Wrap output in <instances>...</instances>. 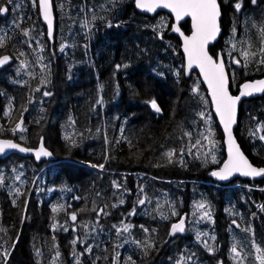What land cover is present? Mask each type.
Returning <instances> with one entry per match:
<instances>
[{"label":"trees","instance_id":"1","mask_svg":"<svg viewBox=\"0 0 264 264\" xmlns=\"http://www.w3.org/2000/svg\"><path fill=\"white\" fill-rule=\"evenodd\" d=\"M0 2V55L10 57L0 67V136L43 140L57 160L0 157V264H259L264 178L212 183L223 137L198 74L184 73L170 15H143L133 0H52L49 38L36 0ZM236 2L219 0L222 33L210 47L227 61L233 94L264 77V0H241L239 11ZM244 51L255 55L246 61ZM235 133L264 165V94L242 102Z\"/></svg>","mask_w":264,"mask_h":264},{"label":"snow or ice","instance_id":"2","mask_svg":"<svg viewBox=\"0 0 264 264\" xmlns=\"http://www.w3.org/2000/svg\"><path fill=\"white\" fill-rule=\"evenodd\" d=\"M136 6L140 9H144L149 12H154L157 8H167L170 9L172 13L175 14V18L177 21H180L184 17H190L192 21V34L190 36H185L183 32H180V28L178 26H173V31L180 32L181 36H183V47L184 52L187 55L188 68H192L193 65H196L200 68L201 73L204 76V80L208 84V88L211 91L212 100L215 104L216 112L219 115L220 121L224 126L225 133L227 134V144H228V160L225 161L223 168L219 171H215L212 173L213 176H217L220 179H227L234 172H239L245 176H258L264 175V168H256L253 167L249 161L245 158L243 153L240 151L239 146L236 144L235 139L232 136V125L236 122V107L238 101L243 96L252 95L256 92H264V80H259L256 82L245 83L241 87L240 95L232 96L228 90V76L225 72V64L223 58L214 59L212 56L208 54L207 45L210 41L216 39L217 35L220 32L219 26V18L221 16L220 5L218 0H135ZM253 3L256 0H252ZM13 0H7V4H12ZM241 0H237L234 7L237 11L241 9ZM39 7L42 12L43 18L47 21L48 24V35L52 36L53 22H52V3L51 0H39ZM8 12V8L4 5V3L0 2V14H4ZM19 26V25H17ZM262 43H264V27L260 29ZM24 34L28 35V31L24 30ZM4 46V38L0 37V47ZM235 47V45H233ZM64 45H61V51H63ZM261 54V63H264V47L260 48ZM20 55H24V53H20ZM244 59L247 61L249 55H255L250 53L249 51H244L242 53ZM10 59L9 56L5 55L0 57V65L8 62ZM235 63L239 64V60H235ZM119 67V66H117ZM196 91V89H194ZM44 95H50V93L45 92ZM99 102V101H98ZM151 107L160 112L161 109L158 106L157 102L153 99L149 102ZM203 116V113H201ZM21 123L16 124V129L21 128ZM190 135V134H188ZM213 133L209 131L208 136L205 139L208 140L209 145L215 146V141L211 139ZM260 139L264 140V136H261ZM197 144L200 143L198 140ZM7 148H19L20 151H31V149L20 147V145L12 142L11 140L0 141V152H4ZM190 151V150H189ZM36 158L39 159L41 156H50L51 153L48 152L43 146H41L35 152ZM169 162H171V158L174 155V152L170 151L166 153ZM213 161L215 162V156H212ZM92 167H99L101 169L104 168L103 164L100 165H92ZM19 179V177H17ZM2 180V178H0ZM114 185L119 188L120 185L113 182ZM123 203V201H121ZM139 204H144L145 200L141 199L138 201ZM199 208H204V204H199ZM262 210H264V206H261ZM62 206L53 207L52 212L57 213L60 211ZM94 211L96 209H93ZM104 212V209L101 208L98 212ZM176 213L173 212V215ZM205 216H209L208 212L204 213ZM72 221H76L77 215L73 212L70 216ZM54 229L56 227L55 224L52 226ZM132 227L130 224H124L122 227V231L128 232V230ZM184 229V221L180 220L179 223H175L171 226V233L175 234L176 232H183ZM144 231H148V229H144ZM245 231H248L246 229ZM75 244V241H73ZM205 247H209L207 243H205ZM256 257L255 259L259 261V264H264V249L260 246H255ZM86 251H91V249H86ZM232 252L236 257H239L241 253L237 250L236 244L232 246ZM75 254V253H74ZM3 255L7 257L9 255L8 252H4ZM57 256L59 253L57 252ZM79 264V262H78ZM134 264V262H133Z\"/></svg>","mask_w":264,"mask_h":264},{"label":"water","instance_id":"3","mask_svg":"<svg viewBox=\"0 0 264 264\" xmlns=\"http://www.w3.org/2000/svg\"><path fill=\"white\" fill-rule=\"evenodd\" d=\"M51 3H52V0H51ZM218 3H219V0H218ZM134 5H135V9H136L137 12H139V13H141V14L149 15V16L154 15V14H155L156 12H158V11H164V12L168 13V14L172 17V19H173L172 29H173V26H178V27L180 28V32H183V34H184L185 36H190V35L192 34V21H191V18H190V17H184V18L181 19L180 21H177L176 18H175V14L172 13L170 9H167V8H163V7H161V8H157L154 12H149V11H146V10H144V9H140V8H138V7L136 6V2H135V0H134ZM219 5H220V3H219ZM37 6H38V10H39V14H40L41 21L45 24V26H46V28H47V30H48V24H47V21L44 20L43 15H42V12H41L40 7H39V0H37ZM220 11H221V6H220ZM221 15H222V12H221ZM186 20H188V24H189V28H190L189 33H186V32L182 29V27L180 26V23H181V22H184V21H186ZM220 20H221V16H220V18H219L220 32H219V34L217 35V37H216L215 40L209 42V44L207 45V51H208V54H209L210 56H212L214 59H217V58H223V60H224V57H223V55H222L221 52H218V53L216 54V56H214V55L211 53V51H210V47H211L212 45H214V44L218 41V39H219V37H220V35H221V33H222V27H221V22H220ZM52 22H53V29H52V33H53L54 26H55V16H54L53 4H52ZM172 31H173V30H172ZM180 32L173 31V33H174L175 35H177V36L179 37V39H180V51H181V53H182V55H183L185 75L188 76V75L190 74V72L193 71V70L197 72V74H198V76H199V78H200L201 84L203 85L204 89L206 90L207 96H208V98H209V101H210V104H211L212 113H213V115H214V117H215V119H216V122H217V124H218V126H219V128H220V130H221V133H222L223 144H224L225 158H224V160L221 162V164L219 165V167H217L213 172H215V171H219L221 168H223V165H224L225 161L228 160V144H227V139H228V137H227V134L225 133L224 126H223V124H222L221 121H220L219 115H218L217 112H216L215 104L213 103V100H212L211 91H210V89L208 88V84H207V82L204 80V76H203V74L201 73L200 68H199L198 66H196V65H193L192 68H190V69L188 68L187 55H186V53L184 52V47H183V36H181ZM48 37H49V35H48ZM5 55H7V54H3V55H1L0 57L5 56ZM7 56H8V55H7ZM6 63H7V62H6ZM6 63H4L3 65H0V66H5ZM224 64H225V72H226V74H227V76H228V90H229V93H230L232 96H238V95H240L241 87H242L243 84H245V83H251V82H256V81H259V80H264V77L257 78V79H253V80H247V81L243 82V83L240 85V90H239V92H238L237 94H233V93L231 92V89H230V85H231V84H230V75H229V72H228V69H227V66H226L225 60H224ZM263 93H264V92H256V93H253L252 95H247V96H243V97H241V99L238 101V103H237V107H236V122L232 125V136H233V138L235 139L236 144L239 146L240 151L243 153V155H244L245 158L249 161V163H250L253 167H256V168H264V165H257V164H255V163H253V162L251 161V159L247 156V154H246V153L244 152V150L242 149V147H241V145H240V143H239V141H238V139H237V137H236V135H235V129H236L237 125H238V119H239V113H240V106H241L242 101H243L244 99H248V98H251V97L261 96ZM5 140H11L12 142H14V143L20 145V147L31 149V151H27V152H25V151H20L19 148H7V149H5L4 152H0V156H1V157L8 156V155L11 154V153H16V154H19V155H21V156H30V157H33L34 160H35L38 164L44 162V163H46V165H47V164H50V163H53V162L56 161V160H55V157H54L53 154H52V152H51V151H50V150L44 145L43 140H41V141L39 142V144H38L36 147L25 146V145H23V144H21V143L15 141L13 138L0 137V141H5ZM41 146H43L48 152H50L51 155H50V156H41L39 159H37V158H36V155H35V152H36V150H38ZM213 172H212V173H213ZM211 177H212L213 182H215V183H217V184H220V185H228V184H230L232 181H234L235 179H242V180H259V179L264 178V175H258V176H254V177H253V176H245V175H242V174L239 173V172H234V173H233L231 176H229L227 179H223V180L220 179V178L217 177V176H213V175H211ZM181 219H183V221H184V228H185V220H186V216H185V214L182 215V217H181L176 223H179ZM180 233H182V232H176L175 234H172V235H173V236H176V235H178V234H180Z\"/></svg>","mask_w":264,"mask_h":264},{"label":"flooded vegetation","instance_id":"4","mask_svg":"<svg viewBox=\"0 0 264 264\" xmlns=\"http://www.w3.org/2000/svg\"><path fill=\"white\" fill-rule=\"evenodd\" d=\"M133 6H134V9H135V5H134V0H133ZM135 11H136V9H135ZM137 12V11H136ZM158 12H156L155 14H157ZM154 14V15H155ZM153 16V15H152ZM172 19V18H171ZM187 21H184V22H181L180 23V26L182 27V25L184 24V23H186ZM172 23H173V20H172V22H171V30H172ZM188 23V22H187ZM183 29V28H182Z\"/></svg>","mask_w":264,"mask_h":264}]
</instances>
